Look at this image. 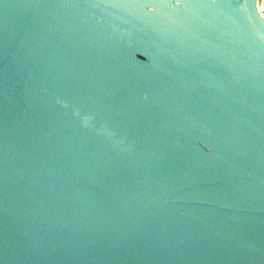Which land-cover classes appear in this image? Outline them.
I'll return each instance as SVG.
<instances>
[{
	"label": "water",
	"instance_id": "95a60500",
	"mask_svg": "<svg viewBox=\"0 0 264 264\" xmlns=\"http://www.w3.org/2000/svg\"><path fill=\"white\" fill-rule=\"evenodd\" d=\"M259 0H0V264H264Z\"/></svg>",
	"mask_w": 264,
	"mask_h": 264
},
{
	"label": "bare ground",
	"instance_id": "6f19581e",
	"mask_svg": "<svg viewBox=\"0 0 264 264\" xmlns=\"http://www.w3.org/2000/svg\"><path fill=\"white\" fill-rule=\"evenodd\" d=\"M258 8L262 16H264V4H262V0L258 1Z\"/></svg>",
	"mask_w": 264,
	"mask_h": 264
},
{
	"label": "rangeland",
	"instance_id": "374dc122",
	"mask_svg": "<svg viewBox=\"0 0 264 264\" xmlns=\"http://www.w3.org/2000/svg\"><path fill=\"white\" fill-rule=\"evenodd\" d=\"M262 4H264V0H262Z\"/></svg>",
	"mask_w": 264,
	"mask_h": 264
}]
</instances>
